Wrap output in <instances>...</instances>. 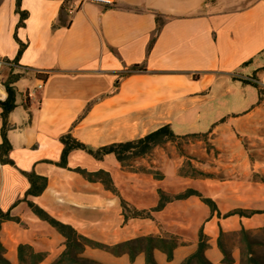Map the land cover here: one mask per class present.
I'll use <instances>...</instances> for the list:
<instances>
[{"label": "crops", "instance_id": "obj_1", "mask_svg": "<svg viewBox=\"0 0 264 264\" xmlns=\"http://www.w3.org/2000/svg\"><path fill=\"white\" fill-rule=\"evenodd\" d=\"M68 1L21 0L28 17L17 27L16 0H0V58L14 60L19 42L26 45L11 68L20 73L8 115L14 164L0 160V210L12 217L0 223L3 257L30 264L19 258V246L28 245L44 255L37 264H51L66 250V237L31 202L104 245L174 239L172 258L153 248L157 264H186L200 241L210 263L244 264L253 256L246 247L264 245V87L248 80L264 81V0H113L86 2L73 14ZM11 69H1L0 101ZM41 77L44 86L28 97ZM165 124L178 138L128 161L73 149L66 166L59 164L63 135L98 148ZM77 168L107 172L112 187ZM32 171L47 185L26 196L24 172ZM187 189L216 207L191 194L155 208L161 193ZM80 256L147 264L144 250L131 259L86 246Z\"/></svg>", "mask_w": 264, "mask_h": 264}, {"label": "trees", "instance_id": "obj_2", "mask_svg": "<svg viewBox=\"0 0 264 264\" xmlns=\"http://www.w3.org/2000/svg\"><path fill=\"white\" fill-rule=\"evenodd\" d=\"M16 11L20 15L19 22L17 27L23 26L25 24V20L28 17V12L26 10L21 9V0H16ZM159 20V16H158ZM16 36V35H15ZM17 38V36H16ZM20 43V47L18 50V54L16 58L13 60L15 63L18 62V59L25 48V44ZM133 68H140L139 65H135ZM20 77V73H14L13 70H9L7 77L4 79V85L7 90V98L3 101H0V107L2 108V143L0 144V160L3 163L14 164V161L10 158V152L12 150V145L10 144L7 138V131L10 128L8 123V115L16 106V91L14 87V82L18 80ZM257 85L256 83H253ZM259 86V85H257ZM262 93V90H260ZM178 135L175 134L170 124H165L158 129L148 133L147 135L140 137L135 140L126 141V142H118L111 143L104 146H100L98 148H93L84 144L83 142L72 137L71 134H66L61 137V141L64 144V149L62 152V158L59 164L61 166H66L67 164V156L69 152L73 149H83L87 151L89 154L94 156L95 158H102L107 153H114L118 160L121 162H125L128 159L134 156H140L152 151V149L156 145L163 144L167 141L176 140ZM77 171L86 175L88 178L92 180L101 179L108 186L112 187V181L109 174L103 170L89 172L85 169L77 168ZM27 176L28 181L30 182V187L26 192V196L29 194L37 195L40 194L47 185V178L36 174L35 172H24ZM191 194H197L202 197V200L208 204L212 209L216 207L214 201L208 197L202 196L198 191L194 189H187L186 191L176 194L174 196H169L164 193H161V198L158 205L155 207L156 209H160L164 206V204L169 201L171 198H185ZM123 207L126 211H129V208L125 201L122 202ZM34 212H36L40 217L47 220L50 224L56 227L65 237H66V250L60 255V257L52 262L51 264H103L96 260L82 257L80 253L86 246H94L106 249L112 253L119 254L121 252H128L130 254L131 259H133L139 251L144 250L146 253V262L147 264H157L153 258L152 250L154 247H161L166 250L169 258L173 256V248L176 245V241L174 239H165L161 237L147 236L140 237L136 240L126 241L124 243L108 246L102 243L93 241L79 232H77L72 226L68 224H64L53 217H51L48 213H46L40 207L34 205L30 202ZM235 212L240 214H247L246 211L236 210ZM134 216L143 215L145 211H137L133 210L130 212ZM149 215L150 213L147 212ZM12 218L8 212H3L0 210V223L4 219ZM246 236L247 233L243 232ZM200 239L203 240V234L200 233ZM205 244L203 241H200L198 250L190 256L186 260V264H189L193 259L197 260L198 264H212L210 263L204 256L203 249ZM3 246L0 243V264H11L6 258L2 255ZM44 255L42 253H38L33 251V249L28 245H20L19 246V258L22 263H30L37 264L43 259Z\"/></svg>", "mask_w": 264, "mask_h": 264}, {"label": "built area", "instance_id": "obj_3", "mask_svg": "<svg viewBox=\"0 0 264 264\" xmlns=\"http://www.w3.org/2000/svg\"><path fill=\"white\" fill-rule=\"evenodd\" d=\"M86 2H92V3H98V4H103L107 6L114 5L113 0H69L68 2L65 3V8L69 14H73L76 10H78L84 3ZM17 66V63H15L13 60H9L6 58H0V75H1V69L7 67V68H15ZM248 80L252 83H256L260 87H264V81H260L255 77H249ZM46 78L41 77L40 82L37 87L35 88H28L27 90V96L32 97L34 92L38 88H42L45 84Z\"/></svg>", "mask_w": 264, "mask_h": 264}, {"label": "rangeland", "instance_id": "obj_4", "mask_svg": "<svg viewBox=\"0 0 264 264\" xmlns=\"http://www.w3.org/2000/svg\"><path fill=\"white\" fill-rule=\"evenodd\" d=\"M255 238L262 239V236L257 234ZM260 244L261 243L254 241L252 242V247H246V254L252 252L253 256L250 258L246 255L244 257V264H264V245Z\"/></svg>", "mask_w": 264, "mask_h": 264}]
</instances>
